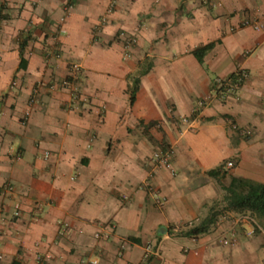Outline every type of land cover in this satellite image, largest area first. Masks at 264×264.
Returning a JSON list of instances; mask_svg holds the SVG:
<instances>
[{
	"label": "crops",
	"instance_id": "crops-1",
	"mask_svg": "<svg viewBox=\"0 0 264 264\" xmlns=\"http://www.w3.org/2000/svg\"><path fill=\"white\" fill-rule=\"evenodd\" d=\"M5 1L0 264H138L148 243L164 264H264V216L225 210L207 174L264 185V0ZM244 17L260 29L232 32ZM73 64L75 90L60 84Z\"/></svg>",
	"mask_w": 264,
	"mask_h": 264
},
{
	"label": "trees",
	"instance_id": "trees-1",
	"mask_svg": "<svg viewBox=\"0 0 264 264\" xmlns=\"http://www.w3.org/2000/svg\"><path fill=\"white\" fill-rule=\"evenodd\" d=\"M73 0H67L66 8L72 7ZM5 9V8H4ZM0 6V23L3 20L9 18L8 13ZM29 38H21L19 41L20 49L23 52L24 48L28 44ZM216 43H210L206 46L197 48L193 51L194 56L198 59L200 63H203L206 53L212 50L215 47ZM146 69L150 70V66ZM147 71V70H146ZM231 78L237 79V75L232 76ZM235 83V82H234ZM244 83V82H243ZM241 83V86L243 85ZM138 84V81H136ZM135 100L134 93L131 96V103L133 104ZM155 124V123H154ZM210 177L215 178L220 184L221 189L225 192L223 196V202L225 203V210L243 212L249 211L253 215L258 217L264 216V185L263 184H252L247 183L237 178L232 179V183L229 187L224 186L221 182L223 178L228 174V171L225 170V166L221 165L216 169H213L207 173ZM223 209V210H224ZM219 211L216 208H212V212L209 217H207L201 225L191 229L188 233L190 236H197L208 232V230L217 222V216Z\"/></svg>",
	"mask_w": 264,
	"mask_h": 264
},
{
	"label": "built area",
	"instance_id": "built-area-1",
	"mask_svg": "<svg viewBox=\"0 0 264 264\" xmlns=\"http://www.w3.org/2000/svg\"><path fill=\"white\" fill-rule=\"evenodd\" d=\"M71 7H67L66 10L70 9ZM112 9V8H111ZM109 9L108 12H111L112 10ZM253 28L255 30H259L260 29V24L257 20H251L250 18L244 17L239 26H237L236 28H232L231 31L234 32L235 30L238 29H243V28ZM121 35L124 37L126 36L124 33H121ZM128 41V36L125 37ZM130 40L134 42L133 38L129 39V43ZM80 70V66L78 64H73L71 67V74L66 77L65 79H63L62 81H60V84L64 87V88H68V89H73L75 90L76 88H74L75 84H76V79H77V73ZM248 73L245 72L244 70H239L237 73V79L235 81V83L233 84V87L231 89L236 90L241 86V83L245 82L248 79ZM217 84L218 87H223L224 81H222L221 79L217 80ZM13 87L16 86V82H13ZM35 92H37V88L34 90ZM210 97L206 98V99H202L197 103L196 108L194 109V113L193 115H196L197 113H199V111L205 107V105L210 101ZM233 127L234 130L238 131L242 136H250L251 135V131L250 130H244V129H239L236 125H234L233 123H230ZM171 155L170 150H166V151H159L156 152L153 157H152V161L154 163V167H168L170 164V160L169 157ZM233 167V162L229 161L226 163V168L230 169ZM7 190H11L12 187L10 185H8L6 187ZM15 216H19V209H16L14 212ZM249 222L253 225H255V221L252 218H248ZM257 228V227H256ZM223 243L225 245L229 244L228 240H224ZM164 260L162 258L161 255V251H160V246L155 243H148L145 247H144V254L142 256V259L140 260V262L138 264H164ZM80 264H97L96 261H86L83 260L81 261Z\"/></svg>",
	"mask_w": 264,
	"mask_h": 264
},
{
	"label": "rangeland",
	"instance_id": "rangeland-1",
	"mask_svg": "<svg viewBox=\"0 0 264 264\" xmlns=\"http://www.w3.org/2000/svg\"><path fill=\"white\" fill-rule=\"evenodd\" d=\"M0 6L1 7H3V9L4 10H6V12L8 11V7H7V5H6V1L5 0H0ZM131 38H133V40L135 39V37L134 36H131L130 37V35H128V41H127V39H126V42H128V46H131V45H134L135 44V42H133V41H131L130 40V43H129V39H131ZM229 161H232V160H229ZM228 161V162H229ZM233 162V161H232ZM220 210H218L219 211V213H221L222 212V208H219Z\"/></svg>",
	"mask_w": 264,
	"mask_h": 264
}]
</instances>
